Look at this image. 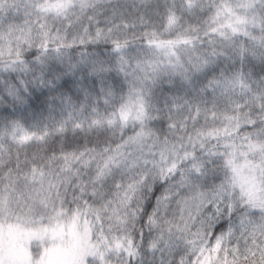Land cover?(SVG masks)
Listing matches in <instances>:
<instances>
[{
	"label": "snow or ice",
	"instance_id": "obj_1",
	"mask_svg": "<svg viewBox=\"0 0 264 264\" xmlns=\"http://www.w3.org/2000/svg\"><path fill=\"white\" fill-rule=\"evenodd\" d=\"M0 264H264V0H0Z\"/></svg>",
	"mask_w": 264,
	"mask_h": 264
}]
</instances>
